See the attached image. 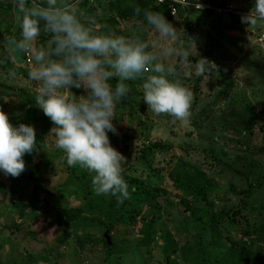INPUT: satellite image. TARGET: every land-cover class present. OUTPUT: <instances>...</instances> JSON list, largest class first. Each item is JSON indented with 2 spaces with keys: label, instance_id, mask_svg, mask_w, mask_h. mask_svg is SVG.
Instances as JSON below:
<instances>
[{
  "label": "rangeland",
  "instance_id": "374dc122",
  "mask_svg": "<svg viewBox=\"0 0 264 264\" xmlns=\"http://www.w3.org/2000/svg\"><path fill=\"white\" fill-rule=\"evenodd\" d=\"M254 2L228 0L244 12L237 16L215 12L203 20L201 13L188 10L170 21L180 30L185 48L193 50L188 38L195 40L196 55L189 56L193 64L203 57L216 65L199 77L194 66L190 78L183 76L189 69L181 70V82L194 94L188 123L153 114L143 101L141 81L127 82L131 91L117 105L112 121L118 134L109 132L108 136L125 157L122 172L139 178L137 184L124 178L134 198L130 208L120 207L111 195L97 196L91 175L79 166L67 165L54 137L48 136L54 125L36 104V85L28 79L30 63L25 56L0 64V110L9 120H17L11 123L14 127L23 123L19 117L41 118L23 123L33 126L36 136L33 152L23 156L25 170L15 178L0 171V264H190L182 260L178 247L203 230L210 212L238 201L245 182L232 168L242 165L250 149L262 144L264 23L255 27L241 23V16ZM107 5L108 0H81V7L97 19L108 15ZM16 15L15 0H0V56L6 55L10 36L19 38ZM112 26L117 34L137 31L153 38L151 26L139 21L117 20ZM49 39L42 33L38 43L46 46ZM10 70L16 72L14 79L8 75ZM71 91L86 95L83 89ZM127 100L132 102L129 108ZM241 120L251 136L240 135ZM142 145L147 159L140 156ZM253 158L258 165L252 177L264 176V144ZM180 161L205 170L215 183L204 199L189 197V208L181 202L172 180ZM154 186L157 191L151 193ZM262 193L252 189L250 203L240 210L242 225L261 221L256 210ZM61 207L72 209L68 223L56 216ZM152 210L157 214L153 239L145 244L142 225L151 223ZM105 231L108 243L103 241Z\"/></svg>",
  "mask_w": 264,
  "mask_h": 264
},
{
  "label": "clouds",
  "instance_id": "9594fccd",
  "mask_svg": "<svg viewBox=\"0 0 264 264\" xmlns=\"http://www.w3.org/2000/svg\"><path fill=\"white\" fill-rule=\"evenodd\" d=\"M182 2L188 6V0ZM15 3L20 35L7 39L0 64L28 57V79L36 85L37 106L54 125L48 136L54 137L55 147L64 153L68 166H79L91 175L97 196L111 195L118 205L123 203L130 199L122 175L125 157L110 144L108 133L118 134L112 121L117 105L131 91L127 82L141 81L143 101L153 114L188 123L194 94L181 82V70L189 69L183 76L190 78L194 66L199 77L216 65L203 57L193 64L189 56L196 55L195 40L188 38L193 52L160 12L139 5L134 13L139 16L143 11L154 30L152 39L137 31L117 34L81 7V0ZM241 23L249 27L264 23V0H255ZM42 33L50 36L46 46L38 43ZM8 75L14 79L16 72ZM71 88L83 89L86 95L76 96ZM35 146L34 127L23 123L14 127L0 110V171L18 177L25 170L24 154H31Z\"/></svg>",
  "mask_w": 264,
  "mask_h": 264
},
{
  "label": "trees",
  "instance_id": "16d2710c",
  "mask_svg": "<svg viewBox=\"0 0 264 264\" xmlns=\"http://www.w3.org/2000/svg\"><path fill=\"white\" fill-rule=\"evenodd\" d=\"M207 1V0H206ZM212 4L223 6L228 3V0H211L208 1ZM139 5L141 9H149L151 11L160 12L169 22L178 20L179 17L185 11H193L190 9L177 8L174 15L169 16L165 4L156 3L155 0H108L107 11L108 15L98 19L101 23H107L112 29L113 24L120 21H139L143 25L148 26L147 20L143 16V11L139 16L134 13V7ZM201 13L203 20L208 15L215 13L212 11H193ZM135 81H129L134 83ZM115 83V80H113ZM128 101V108L132 102ZM135 105V104H134ZM261 125L259 130L261 132V145L254 150L250 149V153L247 155L244 163L237 168H232L240 174L245 182V186L239 195L238 201L230 206H220L215 212L208 215L203 222V230H199L194 234L193 240H184V244L178 247V252L183 261L190 264H264V176L255 178L252 177L254 167H257V161L253 158L255 152L261 150V146L264 144V104L260 107ZM20 122H36L40 120L39 117H19ZM16 119H10V123H15ZM237 121V120H236ZM240 135L251 136V131L248 127L243 126V121H240ZM142 145L139 148L141 158L147 159L144 155V149ZM179 170L174 169L172 172V180L174 186L180 191L182 195L181 202L190 207L188 198L204 199L206 192L211 190L215 183L213 178L203 169L195 164L188 162H177ZM264 172V170H263ZM124 178H127V182L130 184H137L139 178L132 174H125ZM158 186H154L151 189L157 191ZM252 189L262 190V196L256 210L257 215L261 221L259 223H253L251 226L244 221L245 225H242L240 218V210L249 204V200L252 198ZM206 202V200H204ZM134 202V198L125 200L120 204V207L130 208ZM149 203V201H145ZM196 203H193L194 206ZM56 216L59 220H63V223H68L71 218L70 212L72 209L67 207H61L56 211ZM151 223L150 220L143 222L142 232L144 233V242L148 243L149 239H153V224L154 216L157 215L152 210ZM241 215V216H240ZM75 215L73 218H75ZM72 218V219H73ZM233 232V233H232ZM151 233V235H150ZM103 240V238H102ZM105 242V240H103ZM167 258V257H164Z\"/></svg>",
  "mask_w": 264,
  "mask_h": 264
},
{
  "label": "built area",
  "instance_id": "2783aa9c",
  "mask_svg": "<svg viewBox=\"0 0 264 264\" xmlns=\"http://www.w3.org/2000/svg\"><path fill=\"white\" fill-rule=\"evenodd\" d=\"M156 3H163L166 6L167 9V14L169 16H172L176 13L177 8H182V9H190L193 11H212V12H217V13H226L228 15H241L242 11H239L234 7L233 4L227 3L223 6H218L215 4H212L206 0H188V6L184 7L182 0L180 2L175 3L174 0H163V2H160V0H155ZM199 5V7H197ZM264 37V34H261V38ZM25 60L28 62L29 59L27 56H25Z\"/></svg>",
  "mask_w": 264,
  "mask_h": 264
},
{
  "label": "water",
  "instance_id": "95a60500",
  "mask_svg": "<svg viewBox=\"0 0 264 264\" xmlns=\"http://www.w3.org/2000/svg\"><path fill=\"white\" fill-rule=\"evenodd\" d=\"M103 236H104L105 242L108 243V238H107V235H106V231L103 233Z\"/></svg>",
  "mask_w": 264,
  "mask_h": 264
}]
</instances>
